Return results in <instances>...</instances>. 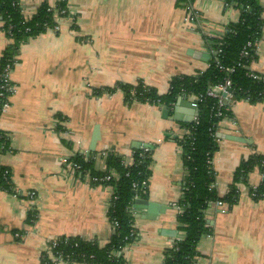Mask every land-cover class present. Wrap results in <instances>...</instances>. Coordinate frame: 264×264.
<instances>
[{
	"label": "crops",
	"instance_id": "1",
	"mask_svg": "<svg viewBox=\"0 0 264 264\" xmlns=\"http://www.w3.org/2000/svg\"><path fill=\"white\" fill-rule=\"evenodd\" d=\"M18 3L29 18L42 3L54 6L57 0ZM192 6L200 13L198 27L184 22L186 8L178 0H67L68 15L58 19V30L20 45L9 77L10 105L0 113V130L8 137L0 167L9 169L13 187L0 189V264H43L45 243L54 237L105 245L112 235V188L80 175L71 157L90 155L102 172L103 152L113 149L130 164L134 142L152 146L148 185L138 198L148 197L154 206L151 213L134 207L135 235L122 255L128 264H165L166 251L184 236L176 204L186 176L179 143L186 129L162 118L160 106L127 104L120 90H97L142 81L163 94L173 76L205 70L210 51L203 35L219 36L239 11L223 0H193ZM9 43L0 21V56ZM255 54L250 69L264 76V27ZM230 108L231 116L215 130L213 186L220 197L235 182L242 160L264 159V102L238 100ZM95 128L98 139L87 155ZM263 179L264 169L254 168L247 182L234 183L239 198L226 212L209 205L203 213L208 232L191 264H264V198L248 192Z\"/></svg>",
	"mask_w": 264,
	"mask_h": 264
},
{
	"label": "trees",
	"instance_id": "2",
	"mask_svg": "<svg viewBox=\"0 0 264 264\" xmlns=\"http://www.w3.org/2000/svg\"><path fill=\"white\" fill-rule=\"evenodd\" d=\"M193 0H178L184 7ZM224 3L238 9L239 17L236 22L227 24L224 32L216 37L203 35L204 43L211 53L208 66L196 75L181 74L173 76L169 82L166 93L160 94L157 89L138 81L135 84L116 83L113 87L97 90L98 94H111L120 90L127 104L133 102L148 103L160 107L171 108L179 96L192 98L196 94H205L207 89L222 82L226 77L231 80L233 101L246 100L251 103L264 102V78L255 80L248 76L253 73L251 63L256 59L255 48H247V54L240 56L241 50L248 41L257 42L262 35L264 27V5L260 0H223ZM65 2H60L64 6ZM49 5L42 3L35 14L26 18L22 14L18 0H0L1 29L10 40L8 46L0 56V75L7 63L16 61L20 45L28 38L52 29L57 24L56 16L48 11ZM222 67L233 66L232 72H226ZM0 76V85H1ZM2 90L0 89V92ZM8 94V92H5ZM231 102V103H232ZM3 98L0 97V107ZM230 104L221 108L223 116H231ZM197 123H183L191 135H184L180 140L182 150V165L186 173L181 198L177 204L182 212L177 214L178 229L184 231V237L166 251L165 264H191L196 254V244L208 232L203 221L204 211L217 199L229 206L239 198V191L234 183L245 181L248 174L258 168L261 172L264 166L260 164L263 159L259 155H251L242 160L234 172V183L230 184L229 191L224 196H218L214 186L215 173L212 164L207 160L213 157L218 148L215 137L217 124L223 119L215 116V99L205 97L197 103ZM1 113V112H0ZM8 148V137L0 130V152ZM140 148L134 150L133 163L126 164L119 154L108 152L105 155L106 167L104 171H96L90 155L83 157L74 154L71 157L74 163L80 166V171L87 170L91 175H102L114 172L109 182L116 198L107 210V217L111 225L117 223L110 240L99 246L94 240H85L79 237L63 238L57 249L67 254L70 260L83 261L87 264H128L121 252L122 247L130 243V230L133 216L128 210L134 204L135 196L143 197L145 191L141 188L133 189L132 184L138 185L147 180L150 174V150L144 157H138ZM3 167H0V189L11 190V185L3 180ZM82 173V172H81ZM257 194H264V183L256 187ZM29 218H32L30 215ZM77 243V245H74Z\"/></svg>",
	"mask_w": 264,
	"mask_h": 264
},
{
	"label": "built area",
	"instance_id": "3",
	"mask_svg": "<svg viewBox=\"0 0 264 264\" xmlns=\"http://www.w3.org/2000/svg\"><path fill=\"white\" fill-rule=\"evenodd\" d=\"M67 2V0H57V3L54 6H49L48 7V11H52L54 13V16H56V20H57V24L54 25L52 27L51 30H58L59 26H58V19L60 17H66L68 15V11L64 6H60V2ZM226 6H230L226 3H224ZM186 14L184 17V22L188 23V24H192L194 27H198L199 24V18H200V13L197 9H195L192 6V2L187 5L186 7ZM200 25V24H199ZM257 42H251L248 41L246 43V45L243 47V49L241 50L240 56L243 57L247 54V48L249 47H256ZM217 54L218 52H220V50L218 49V51H210V54L213 53ZM15 62L12 63H7L5 65V67L3 68L2 72H1V85H0V89L2 90L0 92V97L3 98V103L0 107V112L6 110L9 105L10 102L8 101V97L11 94L13 88H12V83L10 81V72L12 70V66L14 65ZM218 67L220 69H224L226 72H232L233 71V66L231 67H222L221 65H218ZM248 76L252 77L255 80H262L264 78L263 75H260L256 72L253 73H249ZM169 89V87H168ZM5 92H8V94H5ZM205 97H210L215 99V107L216 108V113L215 116L217 117H222L227 118L225 116H223V113L221 111V108L226 105V104H230L233 101V93H232V89H231V80L226 77L222 82L215 84L214 86H211L207 89V91L205 92V94H196L194 95L191 99L192 103L198 107L197 103L202 101L203 99H205ZM197 116L193 117V120L191 123H197ZM185 134L186 135H191L190 130H185ZM70 145V144H69ZM140 148V152L138 153V157H144L146 155V153L148 152L149 148L147 147H139ZM108 152L110 153H114L115 151L113 149L108 150L106 152H103V155L105 156ZM75 154H81L83 157H87L85 156L83 153H75ZM135 152H132L131 155V163H133V156H134ZM212 160L213 157L208 158L207 163L208 164H212ZM130 163V164H131ZM261 165L264 166V159L261 160L260 162ZM73 169L77 172H79L80 175H85L86 177H88V179L90 180V182H92L93 184H101V185H109V182L111 181V179L113 178V176L115 175L114 172H107L105 174L102 175H91L89 173V171L84 170V171H80V166L77 163L72 162L71 163ZM2 167V166H1ZM3 180H5V182H7V184L11 185V190H13L12 187V180H11V174L8 168L3 167ZM82 172V173H81ZM244 182H247V178L245 179ZM148 185V180H143L140 185H138L136 182H134L132 184L133 189L136 188H141L142 191H145ZM111 187V185H109ZM213 186V185H212ZM112 188V187H111ZM256 187H250L248 189L249 195L253 198V199H260V198H264V194H257V192L255 191ZM4 191H7L5 189H1ZM14 193H16V191H13ZM116 198V195L114 194L113 188H112V195L110 197L109 200V206L112 203V201ZM138 198V196H135V199ZM134 199V200H135ZM211 205L215 206L219 212H226L227 211V206L228 204H226L225 202H223L220 199H217L215 201H213L211 203ZM177 210H178V214L182 212V208L176 204ZM128 210L131 212V215L133 214V210H134V204H132V206L128 207ZM33 219L34 214L31 215ZM112 226V232L115 228V226H117V223H114V225ZM130 238H133L135 235V231L134 228L132 226L131 230H130ZM184 237V236H183ZM183 237L177 238L176 241L182 239ZM63 238H68V236H62V237H54V238H50L46 243L45 246L43 248V264H59V263H66V264H73V263H81V264H87L83 261V259H81L79 262L75 261V260H70L69 256L67 254H63V252L61 250H58L57 247L59 245V243L62 241ZM97 244L98 242L96 240H94ZM175 241V242H176ZM175 242L171 245V247L175 244ZM129 243H127L126 245H128ZM74 245H77V243H75ZM99 245V244H98ZM125 245V246H126ZM124 246V247H125ZM121 252H119L118 254H122V250ZM170 247V248H171Z\"/></svg>",
	"mask_w": 264,
	"mask_h": 264
},
{
	"label": "water",
	"instance_id": "4",
	"mask_svg": "<svg viewBox=\"0 0 264 264\" xmlns=\"http://www.w3.org/2000/svg\"><path fill=\"white\" fill-rule=\"evenodd\" d=\"M183 107L187 108L188 110H185L183 112L182 109ZM161 114H162V118L168 119L170 121L180 122V123H191L193 117L198 115V108L187 97L179 96L171 108H167L166 106L162 107ZM97 139H98V130L97 128H95L94 133L90 140L87 155L89 154V152L94 151V146ZM132 147L134 149H137L139 147L151 148L152 146L148 143L134 142ZM141 206L145 207L147 212L151 213L154 204L148 200V197L136 198L134 200V207H141Z\"/></svg>",
	"mask_w": 264,
	"mask_h": 264
}]
</instances>
